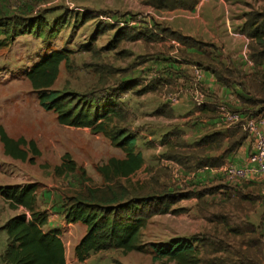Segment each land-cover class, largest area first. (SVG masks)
Masks as SVG:
<instances>
[{
	"label": "rangeland",
	"instance_id": "374dc122",
	"mask_svg": "<svg viewBox=\"0 0 264 264\" xmlns=\"http://www.w3.org/2000/svg\"><path fill=\"white\" fill-rule=\"evenodd\" d=\"M148 1L0 0V125L11 138L34 140L40 152L35 155L26 146L28 159H14L6 155L0 139V186L37 184L39 208L47 210L51 219L45 228L48 229L49 225L60 226L61 232H65L62 237L69 261L73 259L75 246L87 232V227L83 223L67 227L65 205L80 192L87 193L90 187H104L106 190L108 183L99 167L111 157L123 158L125 154L102 133H95L87 127L61 124L55 111L47 110L40 104L26 71L48 52L60 49L71 57L67 64L62 63L53 89L81 96L80 102H89L90 99L97 102L107 98L121 102L122 115L114 120L113 128L124 126L136 133L137 149L142 150L145 156V166L131 176L134 182L154 178L170 183V192L189 190L192 194L184 200L180 194L172 196L174 203L171 208H180L179 213L170 211L149 219L142 235L149 251L124 253L120 249L110 248L76 264H173L155 261L154 246L167 242L174 234H204L208 232L204 220L208 221L210 214L223 212L212 195L214 187L194 193L192 187L197 186L195 177L193 174L188 177L181 170L183 167L188 171H197L189 167L194 163L184 165L178 160L169 159L179 153L172 147L165 150L167 147L164 148L160 141L166 132H180L182 129L188 132V128L195 126L194 116L185 121L176 115L177 118L168 123L165 116L153 114L158 104L164 102L165 84L171 82V79L167 81L168 76L175 75L172 80L178 84L174 85L172 91L179 94V100L189 94L190 100L199 106L190 91L197 86L204 94V100L206 91L199 85V80L186 77L182 72L165 71L148 62L156 52L161 56L170 55L165 46L159 45L162 37L158 36L157 43L151 45L154 41L146 36L153 32L145 27L147 25L130 24L133 20L148 18L146 12L152 7ZM57 19L64 21L63 26L59 31L56 28L50 30ZM38 32H43V36L38 37ZM193 43L211 51L199 42L186 41V44ZM239 75L231 78H235L236 82L243 80ZM125 80H131L129 82L133 86L122 87ZM151 83L159 88L147 92L146 88ZM168 88L171 90V87ZM174 109L178 114L187 112L183 101ZM169 137H172L170 143H173L180 135L176 140L175 133ZM177 142L187 143L183 139ZM66 153L71 155L78 168L74 173L59 175L55 167L61 164ZM31 157L33 161H30ZM117 182L124 183L125 180H117L115 186ZM209 186L211 184H205L196 190ZM231 206L232 203L227 205L228 208ZM23 211V208H10L0 195V264H5L2 255L7 246V233L1 227L12 216ZM260 212L261 208H258L257 213L251 215V220L256 224L261 220Z\"/></svg>",
	"mask_w": 264,
	"mask_h": 264
},
{
	"label": "trees",
	"instance_id": "16d2710c",
	"mask_svg": "<svg viewBox=\"0 0 264 264\" xmlns=\"http://www.w3.org/2000/svg\"><path fill=\"white\" fill-rule=\"evenodd\" d=\"M148 2L159 8L193 9L199 0H149ZM62 22L64 21L57 19L50 30L56 28L59 31L63 26ZM250 24L254 28L251 32L252 36L257 38L258 45L262 47L261 50L254 49L252 57L263 67L251 80L250 90L252 93L260 94L262 101L246 94L243 99L248 106L244 110L251 115H259L264 114V12L255 13ZM40 33L38 32V37L43 36V32ZM176 37L181 41L189 40L181 34H177ZM70 58V54L60 49L52 50L26 71V77L37 92L40 104L47 110L55 111L61 124L78 128L87 127L95 133H102L125 154L123 158L111 157L106 164L99 167L100 173L108 183L106 190L104 187H90L87 193L80 192L65 205L66 222L83 223L87 227V232L75 246L74 254L79 261H86L92 255L110 248L120 249L124 253L147 252L149 250L142 240V235L149 219L156 214H167L170 211L173 214L179 213L180 208H171L174 203L172 196L180 194L184 198L189 197L190 194L180 190L170 192V183H163L158 179L152 178L143 182H134L131 179L132 175L144 167L145 158L137 149L136 133L124 126L113 128L114 120L122 115L121 102L111 100L112 98L97 102L93 99H88L89 102H80L81 96H73L52 88L59 77L62 63L67 64ZM210 59L212 65L208 68L224 85H231L235 80L231 77L240 74L239 70L227 66L216 56ZM129 81L131 80L123 81L122 87L133 86ZM234 133L231 129L215 131L190 146L184 145V142H177L182 149L192 150L181 151L172 158L185 165L187 162L196 161L197 168L218 165L219 163L214 162V159H200L202 152H195L193 148L196 147L204 152L207 143L223 146L225 137H232ZM0 139L4 144L6 155L14 159L22 161L28 159L29 150L25 149L26 146L33 154H40L34 140H27L24 137L11 138L2 125H0ZM241 140L231 142L230 149L237 148ZM33 160L34 158L31 157L30 161ZM77 168L71 155L66 153L61 164L55 167V171L59 175H65L76 172ZM119 179H124L125 182H117L115 186L114 183ZM238 193V198H233L230 208L224 206L223 212L210 214L208 220L214 224L211 230L190 237H173L167 243L156 244L152 250L155 253L154 260L174 262V264H264L261 228L247 219L246 211L249 207L245 203L246 207L243 205L245 201L253 204L255 197L252 198L250 194L241 191ZM0 195L8 202L10 208L24 209L23 212L8 219L1 227L7 233V246L2 255L3 262L5 264H67L61 229H44L49 223V213L39 208L37 184L0 186Z\"/></svg>",
	"mask_w": 264,
	"mask_h": 264
},
{
	"label": "crops",
	"instance_id": "0c3cea01",
	"mask_svg": "<svg viewBox=\"0 0 264 264\" xmlns=\"http://www.w3.org/2000/svg\"><path fill=\"white\" fill-rule=\"evenodd\" d=\"M149 4L152 7L146 12L149 14L148 18H139L138 20L131 21L130 24L139 25L141 27L147 25L145 27L153 32L146 37H150V41H154L151 45L157 43L156 40L158 36L162 37L159 45L165 46L167 52L171 56H161L156 52L153 54L154 56L149 57L148 62L153 63L160 69H165V71L171 70L176 72V74L182 72L186 77L199 80V85L206 91L204 104H202L201 107H197L192 100H190L189 94H186L187 96L182 97L180 100L178 97L177 101H172L170 99V95L174 94L172 88L178 83H174V80H172L175 78V75L172 74L168 76L167 81L171 79V82H168L170 84H165L164 102L158 104L153 114L165 116V120H167L168 123H171L169 121L176 119L177 116L185 121L187 119H192L194 116L195 126L192 125V127L188 128V132L183 129L182 131L180 130V132H175V130L166 132L164 135L162 134L163 137L160 141L164 144V148L167 147L165 150H170L172 147L176 153L181 151L187 152L186 150L191 151L192 149H182L177 145L178 140H186L188 143H186V145L190 146L215 131H224L226 129H231L232 133L235 131L232 137H225L223 146L218 147L215 143H213L212 146L210 143H207L204 152L196 147L193 148L195 152H202L199 156L200 159H214V162L219 163L218 165L203 166L199 169L200 167L197 168V165H195L196 161H190L194 164L189 167L198 170L192 172L191 170L188 171L189 169L185 170L183 167H181V170L185 172L188 177L192 174L195 177V184L197 186L192 187L195 189L193 190L194 193L214 187L212 195L214 200L219 202L221 208L230 204L235 199L234 197L238 198V191L241 190V192L245 194H250L252 198L255 197V202L253 204L249 201H245L243 204L245 203L246 206L249 207V210L246 211L247 219L261 228L264 223V195L261 193V186L264 184V173L257 171V165L251 164L253 169L249 173L247 180H244L243 185H234L226 180L223 173L218 172V168L229 163L238 167L245 166L248 163L249 157L255 150L257 134L264 133V114L251 115L245 112L244 109H246L248 103L243 99V96L246 94L260 98V94L252 93L250 90L251 80L255 78L256 73L263 68L258 65L252 57L254 49L261 50L262 47L258 45L257 38H254L251 34L254 28L251 26L250 21L255 13L264 12V0H199L193 9H166L156 7L151 3ZM128 19V21H130V18ZM112 24H114V22ZM177 34H181L189 40L199 42L203 46L211 49V51L208 52L209 50L206 51L204 48H199L198 45L194 43L186 44L187 40H179L176 37ZM137 39L140 38L138 37ZM213 50L215 52H213ZM215 56L227 66L239 70L243 80L240 79L237 80V82L234 80L229 86L220 82L216 75L208 68L212 65L210 58L213 59ZM157 86L158 85H154L153 83L149 84L147 92H154L156 88H159ZM168 87H171V90ZM181 101L186 105L187 112L184 114H178L174 109V106ZM233 105H236V107H231ZM224 107H229L234 112L240 114V121L237 124L223 125L221 123L220 114ZM170 114L172 115L170 116ZM252 120L253 123L251 122ZM183 125L186 124L183 123ZM168 127H170V125H168ZM174 133L175 140L177 135H180V138L170 143L172 137L169 136ZM176 133L180 134L176 135ZM167 136L169 137L168 139L166 138ZM235 140H241L240 145L235 149H230L231 147L229 145ZM139 151L143 153L142 150ZM189 155H191V153H189ZM169 159L173 158L169 157ZM205 184H211V186L204 187L202 190H196L199 186ZM188 191L189 190L183 192L189 193L190 196L184 197L182 200L191 197L192 194ZM205 196H208V194ZM200 198H202V195ZM258 208H261V220L256 224L251 220V215L257 213ZM50 220L49 216V222ZM73 225V223H67V227H72ZM211 225L214 224L209 220H204V226L207 227L208 230L212 228ZM45 227V230L54 228L61 229L60 226L53 225L47 226L49 227L48 229ZM64 233L65 232L62 230L61 238L65 244L67 264H76L80 261L76 258L75 254L73 259L69 261L66 243L62 237ZM192 235L194 234H174L172 238L177 236L190 237ZM170 239L171 237L169 240ZM172 263L174 264V262Z\"/></svg>",
	"mask_w": 264,
	"mask_h": 264
},
{
	"label": "built area",
	"instance_id": "2783aa9c",
	"mask_svg": "<svg viewBox=\"0 0 264 264\" xmlns=\"http://www.w3.org/2000/svg\"><path fill=\"white\" fill-rule=\"evenodd\" d=\"M196 85H194L195 87ZM195 95L194 98L201 106L204 104V94L196 86L195 90L191 89ZM179 97L178 93L170 95L172 101H177ZM239 113L234 112L229 107H224L220 114V121L223 125L237 124L240 121ZM253 123V120L251 121ZM252 125V124H250ZM251 164L257 165V171L264 173V133H258L255 140V150L249 157L248 163L243 167H238L232 163L226 164L221 168H218L219 173H223L226 180L234 185H240L247 180L249 173L252 171ZM261 193L264 195V184L261 186ZM261 232L264 241V223L261 226Z\"/></svg>",
	"mask_w": 264,
	"mask_h": 264
}]
</instances>
